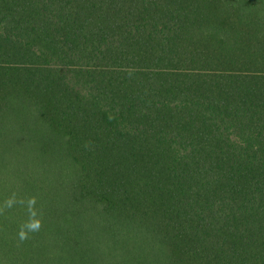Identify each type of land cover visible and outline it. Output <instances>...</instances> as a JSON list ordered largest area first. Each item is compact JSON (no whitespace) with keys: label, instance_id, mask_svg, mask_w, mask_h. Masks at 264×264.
Instances as JSON below:
<instances>
[{"label":"trees","instance_id":"trees-1","mask_svg":"<svg viewBox=\"0 0 264 264\" xmlns=\"http://www.w3.org/2000/svg\"><path fill=\"white\" fill-rule=\"evenodd\" d=\"M0 264H264V0H0Z\"/></svg>","mask_w":264,"mask_h":264}]
</instances>
